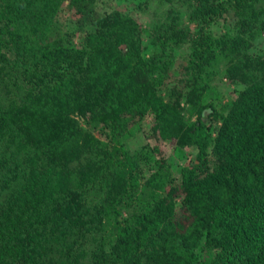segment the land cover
Returning a JSON list of instances; mask_svg holds the SVG:
<instances>
[{"label":"trees","instance_id":"trees-1","mask_svg":"<svg viewBox=\"0 0 264 264\" xmlns=\"http://www.w3.org/2000/svg\"><path fill=\"white\" fill-rule=\"evenodd\" d=\"M106 1L0 0V264H264V0Z\"/></svg>","mask_w":264,"mask_h":264},{"label":"rangeland","instance_id":"rangeland-1","mask_svg":"<svg viewBox=\"0 0 264 264\" xmlns=\"http://www.w3.org/2000/svg\"><path fill=\"white\" fill-rule=\"evenodd\" d=\"M104 9L108 10L112 7H118V5H116L114 3V0L111 1H106L102 4V6ZM126 10V8H125ZM130 13L132 14V16H134L137 21H139L141 24H146L147 22H149L150 18L152 17L151 15V11H152V7H150L149 11L145 12V13H139L134 9H129ZM61 17L64 19L65 17H67V13L66 12H61ZM226 27V24L223 23L221 25L218 26H211V29L216 32L219 33L221 32L224 28ZM253 45L255 48L257 49H262L264 50V31H261L258 33V35L256 36V38L253 41ZM174 55V65H173V69L176 72H180L182 65L184 64V56L186 55V49L185 47H182L180 49H176L173 52ZM173 74V73H172ZM173 76V75H171ZM217 78H215L216 81ZM216 88L220 91V93H222L223 95H232L234 92L238 89H240L239 85H234V84H230L228 83L224 78L221 79V81L216 83ZM148 123V119L146 121H144L141 126L142 129H146ZM140 135V133L135 132V138H138ZM140 141H142V143H145L144 145V150L146 151V156L148 161H151L154 157V153L157 150L156 147L159 148V151L163 154H165L166 156H168L170 158V160L172 162H175L176 164H181V163H185L187 159H189L191 157V155L194 152V148L192 147H184L183 149H177L175 150L174 148H172V145H164V149L163 146L161 145V143H159L157 141V139L155 137H143L142 139H140ZM129 146L132 148L133 143L129 142ZM183 157H185V160L182 159ZM143 169V176L145 177L148 174V168L147 166H145L143 164L142 166ZM138 182H141V179H138ZM148 189H140V195L141 198H143V196L146 194L148 196Z\"/></svg>","mask_w":264,"mask_h":264}]
</instances>
